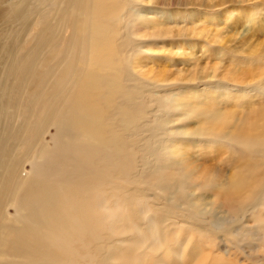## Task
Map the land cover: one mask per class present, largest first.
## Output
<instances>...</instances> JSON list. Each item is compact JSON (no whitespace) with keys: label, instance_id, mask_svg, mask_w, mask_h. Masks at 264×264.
<instances>
[{"label":"rangeland","instance_id":"1","mask_svg":"<svg viewBox=\"0 0 264 264\" xmlns=\"http://www.w3.org/2000/svg\"><path fill=\"white\" fill-rule=\"evenodd\" d=\"M110 6L115 20L105 45L114 84L91 105L104 115L128 168L94 198L95 214L101 204L113 210L110 223L121 233L101 228L88 247L89 264H264V146L245 148L232 134L247 115H264V0H111ZM229 112L234 124L226 129L196 132L208 115ZM254 116L247 120L258 121ZM59 133L46 130L49 148ZM39 162H26L23 172ZM178 172L186 175L191 206L202 203L201 217L180 208L189 201L183 195L165 192L177 186ZM232 178H244L248 189L259 186L247 213L234 212ZM8 213L16 217L14 208ZM151 221L158 233L141 238Z\"/></svg>","mask_w":264,"mask_h":264},{"label":"bare ground","instance_id":"2","mask_svg":"<svg viewBox=\"0 0 264 264\" xmlns=\"http://www.w3.org/2000/svg\"><path fill=\"white\" fill-rule=\"evenodd\" d=\"M110 2L0 0V264H89L87 250L101 228L121 233L110 223L113 210L101 204L95 214L96 202L92 205L116 172L120 179L128 168L119 160L122 148L104 115L91 105L114 84V61L105 45L115 20ZM218 114L208 115L196 132L216 133L233 123V113ZM254 115L258 121L247 120ZM247 116L233 123L234 139L243 146H264V115ZM54 126L60 133L49 148L43 135ZM34 159L40 160L37 168L23 172ZM177 175V186L173 182L165 192L171 198L174 190L183 195L189 201L180 208L197 210L201 217L202 203L191 206L186 175ZM229 183L237 197L234 212L247 213L259 186L248 189L244 178ZM10 207L16 211L13 219ZM147 227L141 238L158 233L156 222ZM185 255L183 250L182 260Z\"/></svg>","mask_w":264,"mask_h":264}]
</instances>
